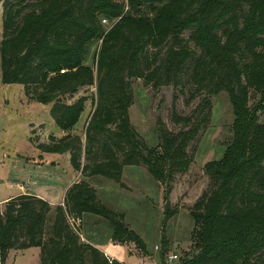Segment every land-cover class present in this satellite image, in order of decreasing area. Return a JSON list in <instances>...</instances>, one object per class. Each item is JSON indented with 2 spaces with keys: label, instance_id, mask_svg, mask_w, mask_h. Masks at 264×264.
<instances>
[{
  "label": "trees",
  "instance_id": "16d2710c",
  "mask_svg": "<svg viewBox=\"0 0 264 264\" xmlns=\"http://www.w3.org/2000/svg\"><path fill=\"white\" fill-rule=\"evenodd\" d=\"M2 7V84L21 85L29 100L52 104L61 131L74 128L84 111L83 99L72 105L65 99L96 84L84 148L74 135L38 148L68 153L84 179L98 176L121 187L124 166L144 167L163 187L165 223L177 212L168 195L192 164L211 98L226 93L232 140L220 160L203 166L209 186L189 209L197 252L182 264H264V0H127L126 11L112 0H3ZM102 19L118 21L104 34ZM100 39L94 74L83 63ZM133 79L145 87L172 85L187 95L188 107L197 100L187 114L172 107L174 130L158 121L154 148L130 123ZM84 179L54 207L35 195L4 202L0 264L10 251L30 248L39 249V264H124L81 240L76 222L83 213L109 222L113 244L143 248L124 216L108 210Z\"/></svg>",
  "mask_w": 264,
  "mask_h": 264
},
{
  "label": "rangeland",
  "instance_id": "374dc122",
  "mask_svg": "<svg viewBox=\"0 0 264 264\" xmlns=\"http://www.w3.org/2000/svg\"><path fill=\"white\" fill-rule=\"evenodd\" d=\"M112 1L123 5L124 11L127 10V0ZM2 2L3 0H0V41ZM117 21H109L108 24L101 22L104 34ZM187 36L185 34L184 38L187 39ZM101 44L102 39L93 41L88 46L83 63L84 66L90 67L94 74ZM131 86L134 101L128 110L130 123L149 148L156 147L158 143L155 129L159 120L168 129H175L170 120L172 107L176 113L183 115L197 103L195 100L189 107L186 106L187 95L180 94L172 85L145 87L142 80L133 79ZM81 99L84 101V111L77 124L72 129L61 131L51 118L52 104L35 103L24 95L21 85H4L0 78L1 209L4 208L5 200L21 189L33 193L36 191L34 188L41 187V191L46 189L53 198H60L66 187L69 188L73 184L68 185L73 175L69 154L42 152L38 145L48 144L51 138L60 139L74 135L81 138L84 148L86 127L95 109L96 84L79 89L72 97L65 99V104L72 105ZM233 120L226 93L221 92L213 96L210 122L197 143L192 164L188 172L178 175L172 184L168 204L176 208L177 212L166 223L163 215V187L144 167H123L121 180L125 187L102 177H90L88 183L98 193L101 203L108 210L122 214L130 230L143 242L141 249L134 242L118 245L122 250L120 258L124 264H182L195 256L197 248L191 238L194 221L189 209L209 186V178L203 170L204 164L220 160L232 140ZM259 122L264 123V114L259 115ZM84 157L83 153L82 166L86 162ZM80 177L82 178L81 174ZM80 177L74 183L79 182ZM76 226H80L82 235L91 244L105 247L111 242L112 226L95 214L83 213L80 224L77 221ZM169 255H175L177 258L168 261ZM5 264H39V249L30 248L27 251H19V254L12 252Z\"/></svg>",
  "mask_w": 264,
  "mask_h": 264
},
{
  "label": "crops",
  "instance_id": "0c3cea01",
  "mask_svg": "<svg viewBox=\"0 0 264 264\" xmlns=\"http://www.w3.org/2000/svg\"><path fill=\"white\" fill-rule=\"evenodd\" d=\"M137 167H138V166H137ZM71 170H72V172H73V175H72V177L70 178V180H69V184H68V185H71V184L74 183L76 180H78L79 177H80V173H76V172H74L73 169H71ZM81 179H84V178H81V177H80V180H81ZM89 179H90V178H85L84 180L88 183V180H89ZM80 180H79V181H80ZM35 184H36V182H35ZM39 185H40V184H39ZM67 188H68V186L66 187V190H67ZM34 189H35L36 191L33 192V193H31V192L29 193V192L25 191L24 189H21L20 192H18L17 194H15L14 196H11V197H15V196H18V195H35V196H37V197H40V198H42V199L48 201L49 204L51 205V207H54V206H56V205H58V204H61V203L63 202L64 194H65V192H66V190H65V192L62 194V196H60V198H56V197L53 198L54 196L51 195V194H48V192H47L46 189H44V190H45L44 192L41 191V190H42L41 187L38 188V189H37V188H34ZM39 190H40V191H39ZM45 192H47V193H45ZM11 197H9L8 199H10ZM8 199H6L5 201H7ZM56 199H59V200H56ZM81 240H82L84 243H86V244H90L91 246L97 248L98 250H100L101 252H103L108 258H110V259H115V260H117V261L123 263V262H122V258H120V253H122V250H121V248H120L118 245H115V244H113L112 242H110V244H108L107 246H105V247H100V246H97V245L91 244L88 240H86V239L84 238V236L82 235V233H81ZM25 251H27V250H25ZM12 252H14L15 254H19V251H11V252H9V254H8V256H7V259H8L9 255H10ZM7 259H6V261H7ZM6 261H5V263H6Z\"/></svg>",
  "mask_w": 264,
  "mask_h": 264
},
{
  "label": "built area",
  "instance_id": "2783aa9c",
  "mask_svg": "<svg viewBox=\"0 0 264 264\" xmlns=\"http://www.w3.org/2000/svg\"><path fill=\"white\" fill-rule=\"evenodd\" d=\"M103 24H108V20L107 19H102V21H101ZM63 72V71H62ZM177 257L175 256V255H169L168 256V258H167V260L168 261H173V260H175Z\"/></svg>",
  "mask_w": 264,
  "mask_h": 264
}]
</instances>
